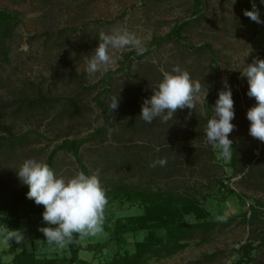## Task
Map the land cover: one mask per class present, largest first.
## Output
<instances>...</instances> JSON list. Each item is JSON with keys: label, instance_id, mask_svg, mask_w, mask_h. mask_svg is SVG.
<instances>
[{"label": "rangeland", "instance_id": "374dc122", "mask_svg": "<svg viewBox=\"0 0 264 264\" xmlns=\"http://www.w3.org/2000/svg\"><path fill=\"white\" fill-rule=\"evenodd\" d=\"M253 2L264 20L261 0H0V9L15 17L8 32L1 16L0 106L6 111L4 120L14 124L13 131L27 138L11 152L0 149V201L8 202L22 186L16 172L25 159L46 161L50 151L65 138L90 136L104 123L107 112L95 96L110 83L103 97L109 105L110 98L119 95L115 117L101 134L91 136L80 148L82 163L90 174L98 175L105 191L116 181L153 191L171 187L176 194L195 197L198 210L205 209L207 219L214 222L210 228H197L180 250L153 256L142 264H231L241 256L239 248L246 242L255 246L251 251L254 259L247 264H264V243L260 241V233L264 235V205L259 206L260 218L250 222L246 219L251 204L258 199L264 201V142L249 134L246 113L256 101L247 95V78L241 75L254 59H264V23L257 24L243 14L252 9ZM199 8L202 11L197 16ZM193 16L180 30L184 37L173 35L160 43L152 41L168 36L177 23ZM113 28L135 33L147 51L142 56L132 54L126 61L130 49L113 50V67L98 73L95 82L90 83L85 60L98 46L99 33ZM206 42L213 52L199 47ZM176 65L201 84L195 110H177L168 123H162L159 117L146 123L139 116L143 100L151 97V87L162 79L160 69L171 71ZM225 79L234 101L231 123L236 126L229 138L240 145L237 166L255 163L248 173V168L234 173L231 159L218 158L219 150L208 144L203 134L207 124L204 103L215 95V106ZM71 97L76 98L75 102ZM0 135L7 133L0 130ZM158 152L167 163L150 171L146 166ZM51 168L65 176L83 171L68 148L57 151ZM170 168L177 173L167 175ZM218 177L243 198L231 194L219 199L222 190L215 180ZM107 200L103 231L80 240L83 247L79 255L90 264H103L110 256H105L106 248L88 249L89 244L106 239L105 225L143 212L140 201ZM31 203L36 205L34 200ZM186 216L190 222L197 219L195 212ZM21 225L24 242L6 244L0 239V261L11 260L15 251L34 249L41 255L57 256L54 264L67 262L68 245L61 248L48 244L39 231L48 226L42 213L23 216ZM144 236L141 231L128 232L127 246L133 247L135 240Z\"/></svg>", "mask_w": 264, "mask_h": 264}, {"label": "clouds", "instance_id": "9594fccd", "mask_svg": "<svg viewBox=\"0 0 264 264\" xmlns=\"http://www.w3.org/2000/svg\"><path fill=\"white\" fill-rule=\"evenodd\" d=\"M243 14L257 24L264 23L254 2L252 9L244 10ZM98 40L91 57L85 60V71L90 83L95 82L94 77L98 73L102 74L113 67V50L130 49L137 55L147 51L141 38L125 28L101 31ZM160 71L162 79L151 87V97L144 99L141 105L139 116L149 124L158 117L162 123H168L175 117L177 110H195L202 92L200 82L193 81L190 73L179 65L173 66L171 71L163 68ZM241 75L247 78V95L256 101L246 113L250 122L249 134L264 142V59H254L244 67ZM223 84L224 90L218 92L214 114L207 120L204 131L207 143L219 150L218 158L227 161L233 154V141L229 139V134L236 126L231 123L235 117L232 91L226 79ZM204 95L206 97L207 91ZM119 100V95L110 98V112L118 109ZM202 111L207 116V111ZM166 163V159H160L153 162L152 166H164ZM16 175L28 188L27 198L44 207L42 218L48 226L40 227L39 231L48 244L63 248L73 242L74 234L83 238L103 231L104 209L108 200L96 173L74 171L72 175L65 176L57 174L43 160L28 158L22 162ZM0 239L6 244H10V241L21 244L25 236L21 230H10L4 226L0 228Z\"/></svg>", "mask_w": 264, "mask_h": 264}, {"label": "trees", "instance_id": "16d2710c", "mask_svg": "<svg viewBox=\"0 0 264 264\" xmlns=\"http://www.w3.org/2000/svg\"><path fill=\"white\" fill-rule=\"evenodd\" d=\"M202 0H198L200 3ZM200 15L202 8L198 9ZM4 23H6L5 27L8 28V32L13 27V22L15 21V17L12 13L4 12L0 9V22L2 23V19ZM196 16L188 18L187 20L181 22L180 24H176L172 31L168 34V36L164 37H155L152 41L162 42L164 39H167L170 36L176 35L178 37H184L181 34L180 30L185 27V25L193 20ZM64 30H58L59 33ZM5 32H3L4 34ZM2 34V35H3ZM207 47L211 52H213L211 48V44L206 42L205 44L199 45V47ZM194 47V46H193ZM134 50L129 51L126 54V61L130 60V55L135 54ZM142 56V55H139ZM212 59L215 60L214 56ZM129 65V64H128ZM124 66V65H123ZM122 66V67H123ZM76 74V71L73 70ZM113 70H110L109 74H112ZM110 83H108V88ZM106 87V88H107ZM105 87L100 89L95 98L97 99L98 104L102 107L104 111H106L105 121L104 123L97 127L95 132L90 136H85L77 139L65 138L61 143L57 144L49 153L48 159L45 161L47 164L52 167L54 163V157L59 149H72L74 155L77 160L81 163V168L86 174H90L87 166L82 163L81 159V144L88 140L91 136H95L101 134L103 130L107 127V124L115 117V113L109 110V105L106 99L103 97L104 92L107 91ZM43 101L47 100V98L42 97ZM215 99V95H210L208 99L204 103V110L207 111V116L203 115L205 123L207 120L212 117L214 114L213 111V102ZM76 98L71 97V101L75 102ZM6 111L0 106V130L5 131L7 135H0V149L3 148L4 151H12L16 147L21 146L26 139L23 134H16L13 123H7L4 119ZM203 134L206 136L205 131ZM233 141L232 144V158L230 160V164L233 166L234 173L251 172L255 167V163L250 167L237 166V160L239 159V151L240 145L234 139L229 138ZM5 141V142H4ZM9 141V144H8ZM7 148V149H6ZM157 157L151 160V163L163 159V155L158 152ZM159 155V156H158ZM109 158V157H108ZM174 161H176V157H174ZM115 163V160H114ZM151 163H148L146 167L150 171L153 170V166ZM176 162H173L175 165ZM158 165V164H157ZM144 167L143 165H141ZM141 169V168H140ZM177 170L174 168H170L167 171V175H175ZM155 174V173H154ZM230 178V177H229ZM216 182L219 183V188L221 191L220 195H217L219 199H225L228 195L235 194L240 199L243 198L242 194H240L234 187L230 186L228 183L223 182L221 178H215ZM112 188L105 191L107 199H118V200H127L131 203L136 201H140L143 204V212L136 215H129L126 218H117L112 225H105L104 228L107 230L108 234L104 241H98L94 244H89L88 249H103L105 256L108 257L107 260L103 262V264H142L147 259L153 256H162L172 254L184 246L189 239H192L194 234L196 233L197 228L207 229L213 225V221L207 219V211L203 209L199 211V205L197 204V200L193 196H189L187 194H176L170 188L166 190H151L147 187L136 185H126L124 182H112L108 184ZM28 188L26 185H23L14 191V196L7 202L6 199L0 201V228L4 226L8 227L10 230H19L21 229V219L23 216L29 213H43L44 207L43 205H34L31 203V199H28L26 193ZM123 192L121 196L119 192ZM114 193L113 197H109ZM193 205L195 211H193ZM260 205H264V201L258 199L256 204H251L250 214L246 218L248 222L253 221L254 218L261 217V210L259 209ZM191 212H195L197 219L194 222H190L187 219V216L191 214ZM246 217V213H245ZM159 230H163L162 233H159ZM137 231H141L145 233L143 239L135 240L133 243V247H129L127 233ZM261 243H264V235L263 232L260 233ZM186 239V241H183ZM81 237L77 234H74L73 242L71 244H67L70 249V256L67 258V262L65 264H90L89 260L82 258L79 255L80 249L83 247L80 243ZM116 244L114 251L111 250V247ZM254 244L252 242H246L242 244L239 248L242 251L241 256L233 261L231 264H247L254 259L251 251L254 248ZM57 256L51 255H41L37 253L36 250H26L21 249L15 251L13 257L9 261H0V264H54L57 260Z\"/></svg>", "mask_w": 264, "mask_h": 264}, {"label": "crops", "instance_id": "0c3cea01", "mask_svg": "<svg viewBox=\"0 0 264 264\" xmlns=\"http://www.w3.org/2000/svg\"><path fill=\"white\" fill-rule=\"evenodd\" d=\"M81 249H82V248H81ZM111 250H112V251H114V250H115L114 246H112V247H111Z\"/></svg>", "mask_w": 264, "mask_h": 264}]
</instances>
